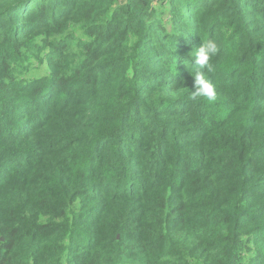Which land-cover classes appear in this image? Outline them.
Masks as SVG:
<instances>
[{
    "label": "trees",
    "instance_id": "obj_1",
    "mask_svg": "<svg viewBox=\"0 0 264 264\" xmlns=\"http://www.w3.org/2000/svg\"><path fill=\"white\" fill-rule=\"evenodd\" d=\"M0 264H264V0H0Z\"/></svg>",
    "mask_w": 264,
    "mask_h": 264
},
{
    "label": "clouds",
    "instance_id": "obj_2",
    "mask_svg": "<svg viewBox=\"0 0 264 264\" xmlns=\"http://www.w3.org/2000/svg\"><path fill=\"white\" fill-rule=\"evenodd\" d=\"M220 51V46L215 39H208L203 41L195 51L189 53L191 75L194 78V90H191L190 96L193 100L206 98L208 101H215L216 92L214 85L209 79V75L214 71V65L211 63L212 59L217 56ZM206 70V71H202Z\"/></svg>",
    "mask_w": 264,
    "mask_h": 264
},
{
    "label": "rangeland",
    "instance_id": "obj_3",
    "mask_svg": "<svg viewBox=\"0 0 264 264\" xmlns=\"http://www.w3.org/2000/svg\"><path fill=\"white\" fill-rule=\"evenodd\" d=\"M153 1H156V0H153ZM43 73H44V68H42L39 71H35L34 73H32V75L36 76V75H40V74H43Z\"/></svg>",
    "mask_w": 264,
    "mask_h": 264
}]
</instances>
